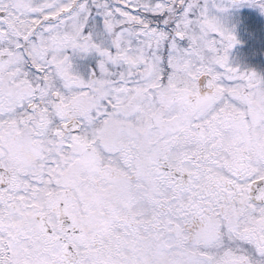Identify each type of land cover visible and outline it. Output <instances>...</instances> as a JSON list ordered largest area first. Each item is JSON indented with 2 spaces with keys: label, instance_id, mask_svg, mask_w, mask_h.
<instances>
[{
  "label": "snow or ice",
  "instance_id": "obj_1",
  "mask_svg": "<svg viewBox=\"0 0 264 264\" xmlns=\"http://www.w3.org/2000/svg\"><path fill=\"white\" fill-rule=\"evenodd\" d=\"M264 0H0V264H264Z\"/></svg>",
  "mask_w": 264,
  "mask_h": 264
},
{
  "label": "rangeland",
  "instance_id": "obj_2",
  "mask_svg": "<svg viewBox=\"0 0 264 264\" xmlns=\"http://www.w3.org/2000/svg\"><path fill=\"white\" fill-rule=\"evenodd\" d=\"M234 16H243L246 18V23L237 30L236 34L242 43L231 52L232 61L246 69L251 68L245 64L247 61L262 64V66L257 65V69L256 67L254 69L264 72V14L252 8H244L234 13ZM260 23H262L263 32L261 33L259 30L258 36L253 30H255L254 26H259Z\"/></svg>",
  "mask_w": 264,
  "mask_h": 264
},
{
  "label": "trees",
  "instance_id": "obj_3",
  "mask_svg": "<svg viewBox=\"0 0 264 264\" xmlns=\"http://www.w3.org/2000/svg\"><path fill=\"white\" fill-rule=\"evenodd\" d=\"M254 29L255 30H253V28H252V30L255 32V34H260V33H258V31L260 30V32L262 33L263 31H262V23H260L259 24V26L258 25H256V27L254 26ZM259 36V35H258ZM256 51V50H255ZM258 53V52H257ZM260 55V54H259ZM260 66H262V64H260ZM264 68V67H263Z\"/></svg>",
  "mask_w": 264,
  "mask_h": 264
},
{
  "label": "flooded vegetation",
  "instance_id": "obj_4",
  "mask_svg": "<svg viewBox=\"0 0 264 264\" xmlns=\"http://www.w3.org/2000/svg\"><path fill=\"white\" fill-rule=\"evenodd\" d=\"M245 64H246L247 66H250L252 69H254L255 67H256V69H257V67H258L257 65L260 66V64H258V63H255V64H254V63H250V62H248V61H247ZM253 65H254V66H253ZM256 69H255V70H256Z\"/></svg>",
  "mask_w": 264,
  "mask_h": 264
}]
</instances>
